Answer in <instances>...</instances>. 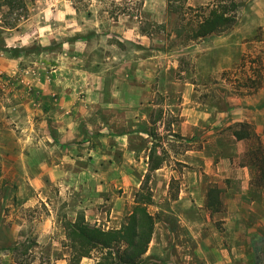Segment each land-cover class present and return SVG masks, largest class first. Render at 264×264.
Returning a JSON list of instances; mask_svg holds the SVG:
<instances>
[{"label": "crops", "instance_id": "1", "mask_svg": "<svg viewBox=\"0 0 264 264\" xmlns=\"http://www.w3.org/2000/svg\"><path fill=\"white\" fill-rule=\"evenodd\" d=\"M36 6L34 15L23 18L17 25L3 22L0 18V74L13 73L16 68L44 69L37 82L35 81L39 93L35 107H31L30 99L26 102L0 96V153L6 154L0 163L2 169L6 168V173H3L0 180L5 185L17 186V207L15 208L14 203H7L6 207L11 206V209L0 214V222L5 219L6 223H0V264H19L14 255L23 245L29 264H69L71 250L65 229L60 223L61 204L65 208L66 218L71 222L80 214L88 223L100 225L101 221L114 219L121 214L125 198L116 195L115 191L130 184L127 170L142 168L148 171L151 163L149 155L154 152V136L148 129L140 126L144 122L149 123L151 119L150 112L145 111V107H160L155 100L158 94L166 97L165 104L161 106L162 116L175 114L181 122L179 130L173 129L172 133H178L181 140L188 144L194 132L189 131V128L192 126L197 130L214 113V110H208L199 94L195 93V88L204 87L202 83L196 84L186 79L181 82L170 80L168 72L176 68H158L153 55L146 60L141 58L135 68L121 67L119 63L113 65L114 68L107 67L106 64L102 68H79L73 65L72 50L79 44L72 41L74 29L69 27L75 24L78 27L75 17L62 16L61 2H38ZM65 6L71 14L75 12L74 7L64 4ZM251 9L254 20L246 18L248 29L264 24V0H255ZM237 31L238 29L232 30L226 38L228 41L221 40L224 42L215 44L214 47L235 45V50L239 51L238 45L246 36L236 40ZM249 32L246 40L256 42L249 38ZM135 34L142 37L139 32ZM218 34L221 33L208 36L220 37ZM65 35L68 37L64 38ZM55 42L65 43L57 47ZM52 43L56 47L45 48ZM30 44L42 47L35 66L26 62L20 56L21 53L14 54L17 49ZM240 51L241 54L254 53L244 46ZM201 65L206 68H194L195 76L207 71L223 70L220 63L215 68ZM176 93L179 101H168ZM225 102L227 109L218 111L216 117H228L229 124L256 123L260 117L263 121L264 82L256 91H236ZM20 105L22 111H17ZM128 123L132 125L131 129L127 128ZM5 124L9 125L4 127ZM33 127L38 128L37 132L32 133ZM18 129L20 133L16 131ZM168 132L166 131L170 136ZM134 136L150 138L149 146L142 149V153L146 155L136 160L133 158L136 150L130 145ZM231 136L235 138L234 135ZM4 138L11 140L5 141ZM156 152L160 153L159 150ZM195 152L197 151L188 146L184 149L183 156L191 157ZM186 163L189 164L182 160L184 172L173 178L177 180L178 192L173 197L169 196L168 200L172 203L171 208L178 222L187 226L188 212L197 216L202 210L204 183L201 177L190 175L189 169L185 167ZM216 168L221 172L217 176L218 181L235 179L236 183L241 184L243 192L247 193V167L239 166L236 162L232 165L229 160L222 159ZM169 171L166 161H161L151 171L154 172L156 200L167 195L171 181ZM14 195L15 193L11 197L12 202H15ZM37 205L43 206L44 211L29 223L24 217L16 215L15 209L26 210ZM254 205L252 209H255ZM19 216L22 223L16 224L15 217ZM244 232V229L238 228L230 234L231 247L234 248L235 240L239 242L241 235L246 246H249L250 237L245 241ZM248 233L254 236L257 231L254 229ZM190 235L195 239L198 251L207 247V240L201 241L200 232L191 230ZM217 245L214 248H220V255L214 259H206V264L253 263L248 257H231L222 249L223 243L220 245L219 242V246ZM94 263L95 260L91 257H82L79 261V264Z\"/></svg>", "mask_w": 264, "mask_h": 264}, {"label": "rangeland", "instance_id": "2", "mask_svg": "<svg viewBox=\"0 0 264 264\" xmlns=\"http://www.w3.org/2000/svg\"><path fill=\"white\" fill-rule=\"evenodd\" d=\"M236 1L240 4L236 10V23L217 35L220 37L213 35L203 40L200 38L189 40L185 22L198 17L212 0H169V10L168 0H0V18L3 22L14 25L25 17L33 16L37 11L38 2H61L62 16H73L78 23V27L75 24L69 28L74 29L72 41L79 44L78 47H73L71 56L73 65L79 68H102L105 64L114 68L112 66H116L117 63L121 67L135 68L141 58L146 60L153 55L158 68H176L168 72L170 80L181 82L186 79L204 85L202 88H195V93L199 94V98L208 106V110H214V113L202 122L197 130L192 126L189 128V131L195 132L189 144L183 142L178 133H172L173 129L179 130L181 126L177 116L175 114L162 116L161 106L166 102L164 95L158 94L155 97L160 107H145V111L150 112L151 119L149 123L144 122L140 127L148 129L154 136L151 162L166 161L171 172L166 197L154 199V172L144 171L142 168H130L127 170L130 184L126 187L121 186L115 191L116 195L125 198V206L121 214L114 219L101 221L100 225H97L100 227L104 225L105 227H102L104 229L120 227L134 206L136 193L140 189L143 194L150 193L152 202L147 208L155 217V225L144 255V264H206V259H214L220 255V248H214L216 244L219 246V242L220 245L223 243L222 249L231 257H248L252 259V264H264V120L262 121L260 117L256 123L229 124L228 117H216L218 111L227 109L225 100L231 94L236 91L244 93L246 89L248 93L256 91L264 82V24L252 27L253 30L248 29L246 18L254 20L251 6L255 0ZM64 4L74 7L75 12L72 14L68 12ZM234 29H238L236 40L242 36L247 37V32L252 30L249 32V38L256 42L253 43L244 37L245 39L238 45L239 51L235 50V45L225 48L214 47L215 44L228 41L229 39L226 38ZM176 31L181 35L176 36ZM136 32L142 37L137 36ZM66 37L68 36L65 35L64 38ZM55 43L58 47L65 42ZM56 46L52 43L45 48ZM242 46L254 53L241 54ZM41 49L42 47L37 44H30L17 49L14 54L21 53L20 56L25 58L26 62L35 66L39 61ZM65 51L68 52V49ZM219 63L223 70L194 75V68H206L201 64L215 68ZM119 65L117 66L120 67ZM43 70V68H16L13 73L0 74V96L16 101L27 102L30 99L31 107H35L39 95L35 81L37 82ZM177 98L178 93L172 95L168 101L178 102ZM17 111H22L21 105ZM174 112L176 113V110ZM8 125L5 124L4 127ZM30 126L32 127V123ZM36 126L38 127L37 124ZM37 127H33L32 133L37 132ZM127 128L131 129L132 125L128 123ZM166 131H169L170 136ZM4 140L11 139L4 138ZM149 142L150 138L142 139L134 136L131 139L130 145L136 150L133 154L135 160L146 155L142 153V149L149 146ZM188 146L197 152L192 153L191 157L184 158L183 151ZM157 150L160 153H157ZM5 157L6 154L0 153V163ZM222 159L229 160L232 165L236 162L239 166L248 168L249 184L245 189L247 193L243 192L241 184L236 183L235 179L218 181L217 176H220L221 172L216 167L220 165ZM182 160L188 161L189 164L186 163L185 167L189 169L190 175L201 177L204 183L202 210L197 216L188 212V227L178 222L171 208L172 203L168 200L169 196L173 197L178 192L177 180L173 178L184 172ZM3 173H6V168L2 169L0 166V177ZM16 192L17 186L5 185L0 180V214L7 213V210L11 209V206L6 207L7 203H14L15 208L17 207ZM13 193H15L13 198L15 202H12L11 198ZM253 204L255 209H252ZM59 207L60 223L65 229V222L68 219L64 213V206L61 204ZM15 210L16 215L24 217L28 223L44 211L43 206L38 205L26 210L23 208ZM20 216L15 217L16 224L22 223ZM79 216L82 215L78 214L77 218ZM4 221L5 219L0 223L4 224ZM189 228L194 232H200L201 241L207 240L205 249L198 251ZM238 228L245 230V241L250 237V247L246 246L242 235L239 242L233 241L234 248L231 247L230 234ZM254 229L257 233L252 236L253 234L250 235L248 231L253 232ZM27 238L32 240L29 236ZM100 255V251L96 250L92 251L89 257L93 258L96 264ZM14 259L19 264H29L24 245L16 250ZM69 264H74L71 257Z\"/></svg>", "mask_w": 264, "mask_h": 264}, {"label": "trees", "instance_id": "3", "mask_svg": "<svg viewBox=\"0 0 264 264\" xmlns=\"http://www.w3.org/2000/svg\"><path fill=\"white\" fill-rule=\"evenodd\" d=\"M240 6L236 0H212L194 20L185 22L189 40L221 33L232 27L237 20L236 10ZM168 0V10H169ZM181 35L176 31V36ZM151 160V153L149 155ZM160 160L150 163L148 172L153 171ZM134 206L118 228L104 229L88 223L83 216L75 221L65 222L71 261L78 264L82 257H89L92 251H100L96 264H144L145 253L152 238L155 217L148 211L152 202L150 193H136Z\"/></svg>", "mask_w": 264, "mask_h": 264}]
</instances>
